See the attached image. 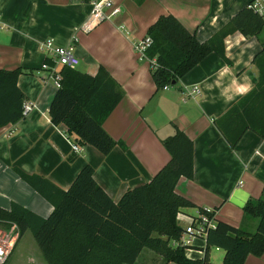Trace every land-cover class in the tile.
<instances>
[{
    "label": "crops",
    "instance_id": "crops-1",
    "mask_svg": "<svg viewBox=\"0 0 264 264\" xmlns=\"http://www.w3.org/2000/svg\"><path fill=\"white\" fill-rule=\"evenodd\" d=\"M112 1L120 12L83 32L80 27L90 11L88 2L0 0V69L21 67L18 87L26 101L35 104L16 123L0 127V207L9 209L15 202L47 217L52 205L15 168L66 190L86 164L93 166L95 181L118 201L127 189L148 182L169 161L163 140L176 127L193 142V176L181 177L175 192L195 206L181 209L180 226L201 209L216 208L215 222L255 232L259 219L244 213L243 207L264 192V138L247 130L232 148L213 119L255 86L257 68L252 60L262 48L264 27L257 36L245 37L235 31L225 37V55L231 66L210 53L175 85L160 90L150 75L151 62L134 49L160 15H174L199 41H205L249 0ZM257 3L264 9V0ZM47 38L62 46L74 44L81 66L77 70L94 75L101 65L120 85L123 97L103 122L105 131L118 142L108 154L79 143L80 151H73L64 134L66 126L50 121L49 106L57 87L40 69L45 53L39 48ZM193 86L199 88L198 93L184 98L182 92ZM19 239L4 264H48L38 252L25 259L19 258L21 253L13 258ZM184 254L192 260L202 259L205 240L192 238ZM223 256L221 248L208 249L212 264H222ZM133 264L175 263H165L144 248ZM244 264H264V251L259 256L248 255Z\"/></svg>",
    "mask_w": 264,
    "mask_h": 264
},
{
    "label": "trees",
    "instance_id": "trees-1",
    "mask_svg": "<svg viewBox=\"0 0 264 264\" xmlns=\"http://www.w3.org/2000/svg\"><path fill=\"white\" fill-rule=\"evenodd\" d=\"M253 2L249 0L205 41H199L195 32L174 15H160L143 37L151 39L144 55L151 62L150 75L156 90L175 85L210 53L231 66L225 55V37L235 31L245 37L257 36L264 27V15L251 7ZM252 62L257 68L255 86L213 119L232 148L247 130L264 138V42ZM22 72L21 67L0 69V127L16 123L24 115L26 96L17 84ZM59 73L60 85L49 106L50 121L64 124L67 134L80 145L89 144L108 154L118 142L105 131L103 122L123 97L120 85L101 65L94 75L68 67H62ZM163 145L170 154L169 161L148 182L127 189L118 201H113L95 181L90 164L80 169L66 190L40 175L15 168L52 205V211L41 217L13 202L9 209L0 207V220L15 224L17 239L30 230L48 264H133L144 248L160 255L165 263L175 264H212L207 257L212 246L223 249L222 264H244L248 255H261L264 192L243 207L244 213L259 219L255 232L217 220L206 233L205 254L199 260L187 258L185 247L172 245L183 231L177 213L195 206L175 192L181 177L193 176V142L175 127ZM215 209L208 214L213 216Z\"/></svg>",
    "mask_w": 264,
    "mask_h": 264
},
{
    "label": "built area",
    "instance_id": "built-area-1",
    "mask_svg": "<svg viewBox=\"0 0 264 264\" xmlns=\"http://www.w3.org/2000/svg\"><path fill=\"white\" fill-rule=\"evenodd\" d=\"M88 3L90 5V11L80 27V30L83 32L93 30L99 24L115 17L120 12L119 7L116 6L112 0H88ZM251 7L259 14L264 15V9L257 3V0H254ZM150 43L151 39L149 37H145L135 44L134 49L140 57H145V50ZM39 48L45 53V59L43 60L40 69L47 73V78L50 79L56 87H59L61 80V75L59 73L60 69L62 67L76 68L79 63L78 57L74 51V44L70 43L66 46H62L58 45L52 38H47L40 42ZM198 91L199 88L197 86H193L189 90H184L182 93L184 98H187L193 97L198 93ZM34 107L35 104L29 101H24L23 114H26ZM64 134L67 136L72 150L75 152L80 151L81 148L75 139L68 135L67 132ZM205 211L206 212H200V214L196 217H189L187 224L183 227L179 240L176 241V245L190 248L192 238L200 237L205 240L208 229L214 228L216 224L213 216L208 214L209 212H212V210ZM181 218L182 214L178 212L176 219L181 220ZM15 239L16 237L14 236H11L10 239H5L0 236V264H4L6 262L14 247L16 241Z\"/></svg>",
    "mask_w": 264,
    "mask_h": 264
},
{
    "label": "rangeland",
    "instance_id": "rangeland-1",
    "mask_svg": "<svg viewBox=\"0 0 264 264\" xmlns=\"http://www.w3.org/2000/svg\"><path fill=\"white\" fill-rule=\"evenodd\" d=\"M81 66L78 65L76 68H80ZM0 236L4 237L5 239H10L11 236L16 237L17 241V228L15 224L9 222V221H3L0 220ZM15 241V242H16ZM173 246H175L174 243H172ZM17 249L14 252L13 258L20 255V259H25L27 256H30L32 253L38 252L39 255H41V252L32 236V233L30 230H26L20 237L19 241L16 245Z\"/></svg>",
    "mask_w": 264,
    "mask_h": 264
}]
</instances>
